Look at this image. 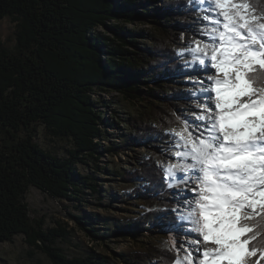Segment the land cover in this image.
<instances>
[{
	"label": "trees",
	"instance_id": "trees-1",
	"mask_svg": "<svg viewBox=\"0 0 264 264\" xmlns=\"http://www.w3.org/2000/svg\"><path fill=\"white\" fill-rule=\"evenodd\" d=\"M247 2L255 15L264 18V0ZM198 11L199 5L190 0H0V23L6 18L14 22L16 40L10 48L0 36V243H13L21 235L52 264H110L106 255L96 252L68 256L59 243L71 231L62 223L47 228L32 216L28 202L32 187L82 210L83 214L71 216L95 241L115 233L137 239L144 233L135 229L148 228L162 218L172 203L160 150L144 156L135 171H117L126 182L144 181L130 194L151 209L128 222H109L84 211L81 206L90 203L87 194L97 196L102 190L96 174L79 167L91 165L93 172L102 171L98 161L105 153L117 155L140 138L160 142L173 137L167 132L181 126L176 115L186 107L183 98L189 94L167 82L176 71H183L181 54L174 50L181 24L176 19L181 17L184 23ZM134 22L151 23L154 29L126 25ZM141 38L154 40V45L142 46ZM250 75L255 87L264 89V71ZM111 91L127 100L148 101L151 113L162 116L157 132L152 135L139 127L135 117L117 116L134 124L135 131L123 144L105 146L114 141L108 129L117 124L114 117L104 115L110 102L96 95ZM40 127L52 148L37 141ZM98 205H104L102 200ZM247 226L253 229L248 247L264 253V215L249 220ZM167 249L148 247L151 256L175 264V251Z\"/></svg>",
	"mask_w": 264,
	"mask_h": 264
},
{
	"label": "snow or ice",
	"instance_id": "snow-or-ice-1",
	"mask_svg": "<svg viewBox=\"0 0 264 264\" xmlns=\"http://www.w3.org/2000/svg\"><path fill=\"white\" fill-rule=\"evenodd\" d=\"M190 2L214 6V14L202 17L212 28L202 33L207 40L189 42L179 54L196 57L186 67L207 71L210 66L216 75L203 88L196 86L204 80L189 81L199 114L184 120V131L167 132L182 142L184 150L174 156L184 162H160L164 179L172 181L169 188L183 193L189 189L181 184L199 182L190 189L198 198L185 201L189 215L171 209L178 221L194 225L185 234L195 236L182 242L170 237L177 252L185 251L175 264H245L255 254L248 247L253 229L247 222L264 215V89H257L250 75L264 71V22L247 0ZM201 243L210 246L201 250Z\"/></svg>",
	"mask_w": 264,
	"mask_h": 264
},
{
	"label": "rangeland",
	"instance_id": "rangeland-1",
	"mask_svg": "<svg viewBox=\"0 0 264 264\" xmlns=\"http://www.w3.org/2000/svg\"><path fill=\"white\" fill-rule=\"evenodd\" d=\"M161 4V2H158ZM200 11L196 12L194 16L188 18L184 23L181 22L180 18L177 17V23H181L176 30L177 43H174V50H181L189 47V42L196 41L198 39L207 40L206 36H202V33H206L212 28V24L209 21L203 20L202 17L212 13L214 14L215 8H209L207 4L204 6L199 5ZM264 22V18H262ZM129 28H150L154 29L151 23H127ZM102 29V28H101ZM14 22L10 18L2 20L0 23V36L6 42V44L13 48L15 45V35H14ZM156 30V29H155ZM157 33V32H156ZM161 36L157 33V36ZM162 38V37H161ZM174 40L175 38L172 37ZM140 44L144 47L154 45V40L147 38H141ZM207 59V57H205ZM180 66H182L181 72H175L170 77H168V84L180 88V91L188 92L184 102H187L186 107L180 109V113L176 115L181 120V126L173 130V132H182L185 129L184 120L187 119L191 122L194 116L198 113V101L195 97L191 95L195 88L189 81L193 80H204V84L197 85L196 87L203 88L208 83V77L215 76V70L209 66L207 71L204 70H192L186 67V62L191 61L195 63L196 57L192 54L185 52L181 55ZM151 84V83H150ZM100 96L103 101L110 102L107 103L108 107L104 108V115L106 118L114 117L117 126L114 128H109L108 131L111 133V140L106 142L105 146L110 142H119L123 144L124 138L134 132L133 126L128 125L127 121H121L117 119L128 118L129 116L138 119L136 123L139 127H144L145 131L154 135L157 132L156 126H158V117L156 114H152L149 109L150 104L148 101L139 100H127L121 93L116 91H111L108 93H103ZM203 99V98H201ZM214 99V97H213ZM160 106L161 103H158ZM43 132L42 128H39V133L37 141L44 145V147L52 148V141ZM140 141V142H139ZM66 147L69 144L60 142ZM176 143V147H172V144ZM182 142L179 141L178 137H170L162 141H152L143 140L140 138L137 142L132 145L125 147L117 155H105L101 157L98 161L100 166L103 168L102 171L96 170L93 172V168L90 166L79 167L84 173L96 174L99 178L98 182L101 184L100 195L93 196L88 195V200L90 203L86 202V205H82L84 211L87 213H98L111 221L128 222L140 218L144 213L150 212L151 209L148 203L139 198H133L130 194L133 189L139 185H143L144 181L140 180L137 182H126L117 175V171H135L139 168L140 162L144 161V156H155L156 152L161 151V160L165 163H182L181 158L175 157L174 153L177 151H183L184 149L179 145ZM158 147L156 150L154 147ZM60 154H63L62 152ZM195 180V179H193ZM196 181V180H195ZM172 181H170L171 183ZM198 185V181H196ZM193 182H189L186 185L181 184V188H187L188 191L183 193L177 192L174 188H170V193L168 199L172 203L168 210L164 209L162 213V218L157 221V223H152L148 228L143 227L140 229H135L139 233H144V235L138 236L137 239L130 236L129 234H113L111 237L102 239L103 241H95L90 238L72 218L71 214L81 215L82 210H77L74 208V204L71 201L66 200H56L47 193L32 187L28 193V202L32 210V216L45 222V227H57L58 223L65 225L70 231L71 235L69 238L65 239V242H60L59 245L65 249L68 256H83L88 255L91 252H96L101 255H106L110 260V264H167V260L158 258L156 256H151V249L154 248H165L164 244L167 241L168 247H172L175 251L177 259L183 261L185 251L182 250L177 252L173 247V242L170 239L172 237L176 241H194V235H186L185 233L194 227V225L181 222L176 219V213L172 212L171 209L179 208L185 216L189 215L190 209L185 204V201H194L195 197L198 198L197 193L191 191L190 189L194 186ZM124 194V196H123ZM104 203L103 206H99L100 201ZM192 207H195L193 203ZM195 215V213H192ZM179 225V228L175 226ZM100 226V225H99ZM108 231V230H105ZM131 233V232H130ZM15 241L0 243V264H52L49 257L41 251H36L30 248L23 239V236H16ZM210 245L201 243L199 247L201 250L209 247ZM167 247V248H168ZM186 248V246H184ZM195 247V245H194ZM168 251V249H166ZM34 252V255L30 254ZM130 256V257H129ZM138 257L135 259L133 257ZM245 264H264V253H255L254 255L247 256L245 258Z\"/></svg>",
	"mask_w": 264,
	"mask_h": 264
},
{
	"label": "bare ground",
	"instance_id": "bare-ground-1",
	"mask_svg": "<svg viewBox=\"0 0 264 264\" xmlns=\"http://www.w3.org/2000/svg\"><path fill=\"white\" fill-rule=\"evenodd\" d=\"M192 182H193V184H195V185L197 184V183H195V182H196L195 180H192ZM194 199H196V197H195Z\"/></svg>",
	"mask_w": 264,
	"mask_h": 264
}]
</instances>
